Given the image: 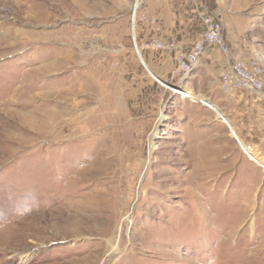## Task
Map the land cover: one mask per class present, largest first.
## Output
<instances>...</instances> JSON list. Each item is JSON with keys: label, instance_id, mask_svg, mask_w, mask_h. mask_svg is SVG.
Returning a JSON list of instances; mask_svg holds the SVG:
<instances>
[{"label": "rangeland", "instance_id": "374dc122", "mask_svg": "<svg viewBox=\"0 0 264 264\" xmlns=\"http://www.w3.org/2000/svg\"><path fill=\"white\" fill-rule=\"evenodd\" d=\"M133 1L0 0V264H264V146L184 99ZM219 1L264 66V0Z\"/></svg>", "mask_w": 264, "mask_h": 264}, {"label": "crops", "instance_id": "0c3cea01", "mask_svg": "<svg viewBox=\"0 0 264 264\" xmlns=\"http://www.w3.org/2000/svg\"><path fill=\"white\" fill-rule=\"evenodd\" d=\"M140 10L145 21L139 25L138 38L145 49L149 42L156 39L162 43H173L175 47L171 52L174 56L178 51L189 50L203 31L204 16L219 11L225 39L232 51L238 52L244 61L255 55L256 48L246 40L244 32L250 17L242 16L236 5L230 4L226 9L219 0H146ZM144 52L146 64L157 71L158 60L152 58L147 50ZM173 65H176V61ZM226 68V58L216 47L211 46L187 77L181 80V86L195 95L199 93L212 107L203 104L199 106L213 112L215 107L223 115L222 109L225 107L226 118L236 137L255 152L252 147L264 146V95L246 90L222 91L219 88V77ZM223 124L228 135L236 141L230 135L227 125Z\"/></svg>", "mask_w": 264, "mask_h": 264}, {"label": "built area", "instance_id": "2783aa9c", "mask_svg": "<svg viewBox=\"0 0 264 264\" xmlns=\"http://www.w3.org/2000/svg\"><path fill=\"white\" fill-rule=\"evenodd\" d=\"M134 1H138L140 6L144 0ZM203 25V31L196 38L192 47L187 51H178L175 55L176 65L173 73L178 77V80L185 79L207 49L214 46L227 60V68L219 77V88L222 91L246 90L256 94L263 93L264 83L262 76L264 75V66L260 60L257 57H252L248 61H244L238 52L232 51L225 39L222 21L217 14L211 13L204 16ZM133 45L137 53L138 49L134 41ZM148 45L153 48H162L170 51L175 47L173 43H162L156 39L149 42ZM164 85L180 97H183L179 90L176 89L180 86L178 83L165 82ZM187 99L191 100L188 97Z\"/></svg>", "mask_w": 264, "mask_h": 264}, {"label": "bare ground", "instance_id": "6f19581e", "mask_svg": "<svg viewBox=\"0 0 264 264\" xmlns=\"http://www.w3.org/2000/svg\"><path fill=\"white\" fill-rule=\"evenodd\" d=\"M133 6H134V9H133V16H132V14H131V19H132V23H135V20H136V13H135V11H137V9L139 8V4H138V1L137 2H135V1H133ZM131 35H132V31H131ZM132 37V36H131ZM132 40L135 42V39L132 37ZM135 44H136V42H135ZM137 48V47H136ZM138 55V54H137ZM139 58H141V57H139ZM142 59V58H141ZM141 59H140V61H141ZM143 65V64H142ZM144 66V65H143ZM154 77V76H153ZM154 78H156V77H154ZM156 79H158V78H156ZM159 80V79H158ZM159 82H161V81H159ZM169 88V87H168ZM172 88V87H171ZM170 89V88H169ZM176 89H178L179 90V93H181L180 92V88H176ZM183 89V88H182ZM182 94V93H181ZM182 96H183V94H182ZM187 98V97H186ZM189 98V97H188ZM191 99V98H190ZM191 101H198V102H200L201 104L203 103L201 100H196V99H191ZM207 103H205V105H206ZM208 105H210V104H208ZM210 107H212L211 105H210ZM239 143V145L241 146V149H242V151L244 152V154L247 156V158L248 159H250L251 157L252 158H254L253 157V155L254 154H251L250 152H249V150H250V147L248 146V147H244L243 145H242V143L239 141L238 142ZM252 152V151H251ZM250 160H252V159H250ZM261 162V161H260ZM113 234V233H112ZM112 237V236H111Z\"/></svg>", "mask_w": 264, "mask_h": 264}, {"label": "water", "instance_id": "95a60500", "mask_svg": "<svg viewBox=\"0 0 264 264\" xmlns=\"http://www.w3.org/2000/svg\"><path fill=\"white\" fill-rule=\"evenodd\" d=\"M138 53V52H137ZM138 57H140V55H139V53H138ZM141 59V58H140ZM141 62H142V64L144 65V67H145V69L148 71V73L150 74V75H152V77L154 76V77H156V78H158L159 76L158 75H156L149 67H148V65L147 64H145L144 62H143V60L141 59ZM159 79V81H161V84L163 85V84H165V82H168V81H166V80H164V81H162L160 78H158Z\"/></svg>", "mask_w": 264, "mask_h": 264}]
</instances>
